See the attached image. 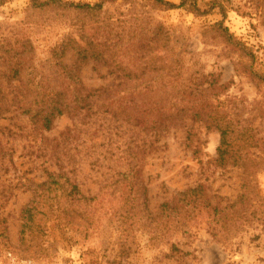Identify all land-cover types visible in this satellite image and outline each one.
Returning a JSON list of instances; mask_svg holds the SVG:
<instances>
[{
	"label": "rangeland",
	"instance_id": "rangeland-1",
	"mask_svg": "<svg viewBox=\"0 0 264 264\" xmlns=\"http://www.w3.org/2000/svg\"><path fill=\"white\" fill-rule=\"evenodd\" d=\"M67 1L94 3L97 0ZM166 1L178 5L182 0ZM196 1L203 11L211 0ZM220 1L225 7L224 17L217 9L201 15L186 9L150 11L140 3L131 7L108 6L106 17L120 21V29L124 25L125 31L134 13H142L143 20L163 23L170 31L175 53L182 58L184 78L204 72L219 75L222 83L231 82L226 97L237 111H244L241 120H250L252 109L264 105V87L250 79L248 59L241 57L210 28L220 23L248 47L254 56L253 69L264 76V18L261 16L264 10L257 7V0ZM57 18L50 12H30L29 0H9L0 6V39L10 43L30 40L37 70L47 75L51 49L70 32V22ZM117 67L132 73L148 70L144 62L130 61L127 57L121 58ZM95 68L88 65L81 70L80 80L87 89L111 82L98 77V72L103 75L108 68ZM4 69L0 65V87H8L7 91L10 86L19 87L15 82H7L2 76ZM257 102L263 103L256 105ZM94 112L59 117L49 132L34 130L15 106L0 117V264H264L262 223L245 225L233 234L224 235L220 230L213 238L211 230L215 222L202 207L160 220L162 203L199 182L204 181L210 193L234 200L239 192V172L235 168L227 166L222 171L209 165L202 173L198 160L185 146L184 134L171 131L159 143L165 147L146 159L145 198L138 197L136 188L128 186L112 194L105 188L104 179L124 168H116L119 162H113L115 157L110 164L95 162L93 151L100 153L103 149L97 148L106 144L107 121L98 107ZM96 119L98 123L91 125ZM252 128L262 145L250 152L262 158L264 121L257 119ZM194 134L200 142L198 157L203 162L214 159L219 144L217 132L195 126ZM114 145V148L121 146L117 155L120 157L125 139L118 138ZM261 168L258 183L264 196V162ZM59 169L72 177L85 200L78 203L75 213L66 204L61 223L50 220L51 223L40 229H27L29 224L22 210L32 199L37 185L46 180V174ZM142 208H146L144 212ZM23 225L27 228L22 234ZM172 245L178 251H172Z\"/></svg>",
	"mask_w": 264,
	"mask_h": 264
},
{
	"label": "trees",
	"instance_id": "trees-1",
	"mask_svg": "<svg viewBox=\"0 0 264 264\" xmlns=\"http://www.w3.org/2000/svg\"><path fill=\"white\" fill-rule=\"evenodd\" d=\"M7 1L0 0V6ZM255 2L264 10V0ZM139 3L150 11L186 9L193 14L207 15L217 9L223 17L226 13L220 0H211L203 11L196 0H182L178 5L166 0H97L94 3L29 0L30 12L54 13L58 20L70 22V32L65 33L51 49L47 75L37 70L30 40L19 39L10 43L0 39V65L5 67L2 76L7 82L19 84V87L10 86L8 91V87H0V117L15 106L34 130L49 132L55 119L64 115H91L98 107L107 121L106 144L99 145L97 149H103L100 153L93 151L94 160L110 164L115 157L113 162H119L116 168H124L104 179L105 188L114 194L121 192L120 188L135 187V194L140 198H145L147 193L143 182L146 159L165 147L159 143L169 132L180 131L202 173L209 165L222 171L230 166L239 172V192L234 200L229 201L210 193L204 181L199 182L162 203L160 220L176 218L202 207L210 212L215 222L211 230L213 238L220 230L225 235L253 222L264 225V196L260 194L258 183L264 156L255 157L250 152L262 145L252 124L257 119L264 121V105L252 109L254 113L250 120H241L244 111H237L231 99L226 97L231 82L222 83L219 75L204 72L184 78L182 58L175 53L170 31L163 23L143 20L142 13H134L132 23L125 31L124 25L120 29V21L106 17L108 6L131 7ZM133 11L135 8L127 14L131 15ZM261 16L264 18V12ZM262 22L264 24V20ZM210 29L218 32L241 57L248 59L250 79L264 87V76L253 69L252 51L230 35L222 24H213ZM126 57L130 61L144 62L148 70L132 73L118 68L120 59ZM88 65L94 70L96 66L108 68L103 75L98 72V77L111 79V82L87 89L80 80V73ZM96 123L97 119L91 125ZM195 126L219 135L214 159L203 162L198 157L200 142L195 140ZM118 138L125 139L120 157L117 155L121 146L114 148ZM82 200L85 199L72 177L60 169L48 172L46 180L37 185L32 199L22 210L29 227L23 225L21 233H25L26 228L40 229L51 223L50 220L61 223L66 204L75 213V207ZM145 209L142 208V212ZM165 212L169 214L165 216ZM258 237L254 236L251 241ZM171 250L178 251L173 245Z\"/></svg>",
	"mask_w": 264,
	"mask_h": 264
}]
</instances>
